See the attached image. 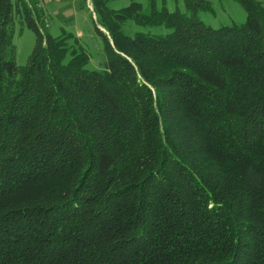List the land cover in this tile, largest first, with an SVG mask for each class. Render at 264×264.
<instances>
[{
    "label": "trees",
    "instance_id": "16d2710c",
    "mask_svg": "<svg viewBox=\"0 0 264 264\" xmlns=\"http://www.w3.org/2000/svg\"><path fill=\"white\" fill-rule=\"evenodd\" d=\"M107 1L93 70L73 34L19 67L44 16L0 0V264H264V4L213 29L209 1Z\"/></svg>",
    "mask_w": 264,
    "mask_h": 264
},
{
    "label": "rangeland",
    "instance_id": "374dc122",
    "mask_svg": "<svg viewBox=\"0 0 264 264\" xmlns=\"http://www.w3.org/2000/svg\"><path fill=\"white\" fill-rule=\"evenodd\" d=\"M33 1L40 9H42L40 12L41 14L43 13L44 16V18L42 17L43 21L36 18L37 25L40 28L39 31L43 36L24 23L25 21H23L22 24L21 21L18 22L22 26L21 29L19 27V31H17V35L14 39L17 65L19 67H24L28 63L35 50L37 38H40L41 40L44 39L43 45L45 46V36L47 35L52 37L63 35L64 37L73 34L77 36V38L79 37L82 45L91 57L90 69H100V64L103 61L102 53L104 43L102 41L103 37L99 35L100 33L98 29L106 34L108 39H110V34L100 23L98 24L99 18L96 10L94 11L93 0H90V2H88V0H59L60 2L54 0L52 4L50 3L49 5H45V3H42L39 0ZM153 1L157 6V9L166 8L170 12H185L184 0ZM208 1L210 2V6H208L210 11H198L200 19L205 25L210 26L213 29H218L242 25L246 21V11L238 0H205L207 3ZM260 1L264 4V0ZM151 2L152 0H108L106 6L111 10H121L137 3L150 10L149 6L151 5ZM44 6L46 10H44ZM43 24L45 26H43ZM121 30L128 35L139 31H147L150 35L166 32L163 26L151 28L147 26L143 28L136 26L132 21L129 22L127 27H122ZM126 58L128 57L126 56ZM128 59L131 61L130 58ZM151 61L148 62V60H142L143 63L148 62L147 64H151Z\"/></svg>",
    "mask_w": 264,
    "mask_h": 264
},
{
    "label": "crops",
    "instance_id": "0c3cea01",
    "mask_svg": "<svg viewBox=\"0 0 264 264\" xmlns=\"http://www.w3.org/2000/svg\"><path fill=\"white\" fill-rule=\"evenodd\" d=\"M40 2H42V3H45V5H49L50 3L52 4V2L54 1V0H39ZM56 2H60L59 0H55ZM44 10H46L45 9V6H44ZM46 12V11H45Z\"/></svg>",
    "mask_w": 264,
    "mask_h": 264
},
{
    "label": "built area",
    "instance_id": "2783aa9c",
    "mask_svg": "<svg viewBox=\"0 0 264 264\" xmlns=\"http://www.w3.org/2000/svg\"><path fill=\"white\" fill-rule=\"evenodd\" d=\"M88 2H90V0H88ZM88 7H89V5H88ZM90 8V7H89Z\"/></svg>",
    "mask_w": 264,
    "mask_h": 264
}]
</instances>
